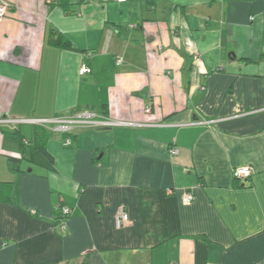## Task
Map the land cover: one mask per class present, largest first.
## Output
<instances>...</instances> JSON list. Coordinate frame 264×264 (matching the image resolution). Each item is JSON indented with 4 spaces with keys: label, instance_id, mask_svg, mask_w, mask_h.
<instances>
[{
    "label": "crops",
    "instance_id": "obj_1",
    "mask_svg": "<svg viewBox=\"0 0 264 264\" xmlns=\"http://www.w3.org/2000/svg\"><path fill=\"white\" fill-rule=\"evenodd\" d=\"M7 1L0 126L82 112L111 125L69 146L51 133L55 170L16 174L20 145L0 131V264H264V0Z\"/></svg>",
    "mask_w": 264,
    "mask_h": 264
},
{
    "label": "built area",
    "instance_id": "obj_2",
    "mask_svg": "<svg viewBox=\"0 0 264 264\" xmlns=\"http://www.w3.org/2000/svg\"><path fill=\"white\" fill-rule=\"evenodd\" d=\"M126 0H118V2H125ZM12 7L9 1L7 0H0V22L4 21V19L7 17L8 13L11 11ZM254 20V18H252ZM92 54H89V57H91ZM116 66H121L124 63V60L122 57L118 56L115 60ZM92 72L91 68L87 65H82L80 69V75L85 76L87 74H90ZM14 122V121H10ZM16 121L14 122V124ZM20 124L19 122H17ZM15 124L14 126L18 125ZM32 125H37L44 127L48 130H50L51 133L56 134H63L66 135L67 138L64 139V145L69 146L71 144V138L70 136L74 135L75 131L80 128H90L94 126L98 127H107L111 125V123H104L96 121V116L89 112H82L77 113L74 116L68 117V118H60L53 121H46V120H38V121H31ZM170 154L172 157H176L179 155L178 149H171ZM253 174V171L250 167H243V168H237L233 172L234 179L237 181L245 182L248 181ZM169 194H172V191H169ZM195 200V196L193 193L188 192L186 193L183 198V204L189 205ZM62 213H63V220L59 222V227L62 232H66L68 220L70 219L72 215V210L66 206L62 207ZM115 224L117 228H122L126 225L131 224V220L129 218V215L127 213L126 206H121L117 214L115 216Z\"/></svg>",
    "mask_w": 264,
    "mask_h": 264
},
{
    "label": "trees",
    "instance_id": "obj_3",
    "mask_svg": "<svg viewBox=\"0 0 264 264\" xmlns=\"http://www.w3.org/2000/svg\"><path fill=\"white\" fill-rule=\"evenodd\" d=\"M71 0L61 1V6L66 8ZM84 1V0H83ZM147 6L152 7L158 0H142ZM11 4V3H10ZM12 7V5H11ZM49 45L56 48L72 51L75 50L72 42L62 33L50 30L47 40ZM107 105L103 106V111L107 113ZM3 134L14 136L17 138L21 148V159L9 158V168L12 173H17L22 162L30 163L34 166H40L48 170H55V162L53 156L49 153L47 144L51 137L50 130L37 125H16L14 127L0 126ZM9 186V185H8ZM244 184H242V187ZM59 264V263H48Z\"/></svg>",
    "mask_w": 264,
    "mask_h": 264
},
{
    "label": "rangeland",
    "instance_id": "obj_4",
    "mask_svg": "<svg viewBox=\"0 0 264 264\" xmlns=\"http://www.w3.org/2000/svg\"><path fill=\"white\" fill-rule=\"evenodd\" d=\"M26 165V164H25Z\"/></svg>",
    "mask_w": 264,
    "mask_h": 264
}]
</instances>
